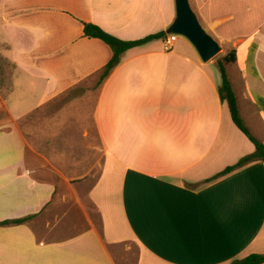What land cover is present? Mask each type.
Wrapping results in <instances>:
<instances>
[{"label":"crops","instance_id":"obj_1","mask_svg":"<svg viewBox=\"0 0 264 264\" xmlns=\"http://www.w3.org/2000/svg\"><path fill=\"white\" fill-rule=\"evenodd\" d=\"M0 2L13 16L3 56L15 65L0 99V264H231L264 255V162L217 177L254 151L219 97L217 64L203 63L187 40L165 50L162 38L123 53L99 82L112 52L84 37L83 23L141 40L167 33L174 0ZM189 4L223 53L235 50L227 76L264 145V0ZM91 80L97 169L95 148L81 143L49 147L67 169L36 166L18 122ZM56 116L79 124L86 114ZM18 219L27 220L2 224Z\"/></svg>","mask_w":264,"mask_h":264},{"label":"rangeland","instance_id":"obj_2","mask_svg":"<svg viewBox=\"0 0 264 264\" xmlns=\"http://www.w3.org/2000/svg\"><path fill=\"white\" fill-rule=\"evenodd\" d=\"M6 11V7L0 2V99H4L11 91L12 78L15 71V65L3 56L4 51L8 49L10 43L6 37V34L9 32L7 22L12 20L11 18L13 17L10 12L7 13ZM177 38L186 41V39L181 36H177ZM24 39L25 38H23V40ZM24 41L27 43L26 40ZM223 51L224 49L221 48L220 53L209 62L217 63L219 58L224 54ZM95 87L93 80L88 81L70 90L67 94L58 96L44 103L30 115H27L18 122V125L23 130L26 139L32 147L30 153L33 156V164H36V166L48 165L47 160H49L52 161L51 165H53L54 168L59 170L67 169V163H65V161H59L56 154H54L49 147L52 145L55 146V143H63L64 145H66V143H81L82 145L88 144L95 148L93 155L95 158V170L97 169L96 148L98 147V138L90 117L95 102ZM66 96L71 97L69 102L63 101ZM74 96L77 97L72 99ZM80 96L85 99H78ZM62 108L65 110L81 109L86 116H84L83 120L81 119L79 124L74 122L62 124V121H59L58 116H56L58 111ZM242 115L247 125L250 126V122L243 110ZM54 151L60 154L69 152L64 148L55 149ZM73 152L76 156H82L84 153L81 149H74ZM94 175H97V173Z\"/></svg>","mask_w":264,"mask_h":264},{"label":"trees","instance_id":"obj_3","mask_svg":"<svg viewBox=\"0 0 264 264\" xmlns=\"http://www.w3.org/2000/svg\"><path fill=\"white\" fill-rule=\"evenodd\" d=\"M167 35L168 34L166 32H160L158 34L150 35L137 41H122L107 34L106 32H104L95 25L83 23V36L90 39L100 40L106 46H108L112 52L111 58L100 72L99 82H101L104 78H106L111 72V70H113L118 65L123 53L134 47L144 45L153 40L165 38ZM235 62H236V52L235 50H229L226 53H224L216 63L221 75V85L218 88V93L221 101L226 103L228 107L233 124L253 144L254 151L252 154L242 158L234 166L226 168L217 177L226 175L236 169L244 167L245 165L255 161L264 162V145L252 135L249 128L246 126L243 118L241 117L237 97L232 89L231 82L227 76V67L234 64ZM26 220L27 219H18L14 221L4 222L2 224L3 225L21 224ZM231 264H264V255H258V254L250 255L242 260L234 261Z\"/></svg>","mask_w":264,"mask_h":264},{"label":"water","instance_id":"obj_4","mask_svg":"<svg viewBox=\"0 0 264 264\" xmlns=\"http://www.w3.org/2000/svg\"><path fill=\"white\" fill-rule=\"evenodd\" d=\"M174 3L175 18L167 33L185 38L203 63L211 61L220 53V45L201 26L189 0H174Z\"/></svg>","mask_w":264,"mask_h":264},{"label":"built area","instance_id":"obj_5","mask_svg":"<svg viewBox=\"0 0 264 264\" xmlns=\"http://www.w3.org/2000/svg\"><path fill=\"white\" fill-rule=\"evenodd\" d=\"M177 36L175 35H168L165 38H163V44H164V48L165 50H170L173 46V44L176 41Z\"/></svg>","mask_w":264,"mask_h":264}]
</instances>
